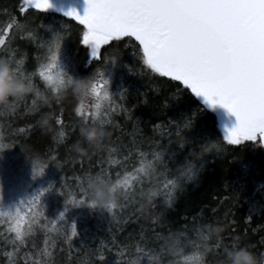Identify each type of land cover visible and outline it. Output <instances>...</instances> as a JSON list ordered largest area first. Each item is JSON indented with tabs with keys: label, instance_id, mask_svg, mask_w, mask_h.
Here are the masks:
<instances>
[{
	"label": "trees",
	"instance_id": "obj_1",
	"mask_svg": "<svg viewBox=\"0 0 264 264\" xmlns=\"http://www.w3.org/2000/svg\"><path fill=\"white\" fill-rule=\"evenodd\" d=\"M21 3L22 0H0V29L22 15L18 12ZM31 20L34 26L30 24L27 30L13 29L14 38L7 51L0 47V58L19 62L26 75L47 63L51 31L42 27L45 22L53 30L65 33L61 58L69 74L83 77L101 68V62L91 58L90 49L79 43L78 23L53 13L36 14ZM60 24L64 25L63 29ZM118 55L121 66L116 70L111 90L117 91L120 86L126 89L123 99L117 98L116 103L127 111L117 109L113 113L112 123L106 126L107 138L99 149L88 148L86 142L80 141L79 116L74 110L78 102L70 90H65L61 97L66 121L64 138L59 137L60 128L53 118L47 116L56 105L53 93L41 80L36 83L42 99L30 95L15 114L0 113V142L11 144V148L0 149V157L7 158V165L16 168L19 174L8 191L6 185L3 189L5 211H12L14 204L27 201L49 185L67 184L72 192L79 193L81 182L89 175H97L102 168L110 170L115 179V172L138 166L135 149L147 152L149 159L153 152L163 150L169 179L178 176L187 161L199 164L202 146L209 141L219 143L220 149L205 153L198 177L183 183L171 206L163 196L141 206L144 197L137 185L127 200L124 193H117V203L124 204V209H117L115 216L85 204L70 207L60 220L58 216L65 211V199L53 188L41 197L44 216L48 219L41 218L26 245L14 253L8 222L0 217V264H35L41 258L45 241L48 249L54 251V264H129L138 255L137 245L158 257L150 262L144 256L142 264H171L175 257L161 251L164 241L157 242L155 233L167 237L169 230L173 233L181 230L185 217L193 216L218 222V232H213V240L206 242L210 249L208 259L215 264L223 260L211 254L216 237L229 245L236 242L256 253L264 252V149L228 145L222 140L225 128L190 92L173 99V85L142 69L131 48H124ZM33 99L37 101L36 113L31 110ZM43 99L48 100V105L43 104ZM41 117L47 119V124L42 123ZM188 119L192 120V127L178 136V125ZM181 136L185 138L182 146ZM78 142L87 151L78 150L75 147ZM129 152L133 155L127 165L110 163L112 158L120 160ZM34 159L48 166L44 175L35 178ZM162 170L163 166L157 171ZM163 180V176L157 175L152 184L160 186ZM149 186L145 181V190ZM251 202L256 205V211L250 212ZM157 216L161 217L159 222L155 220ZM73 222L78 234L69 242L57 229L63 228L70 235L69 225Z\"/></svg>",
	"mask_w": 264,
	"mask_h": 264
},
{
	"label": "snow or ice",
	"instance_id": "obj_2",
	"mask_svg": "<svg viewBox=\"0 0 264 264\" xmlns=\"http://www.w3.org/2000/svg\"><path fill=\"white\" fill-rule=\"evenodd\" d=\"M55 7L53 0H22L18 8L22 15L0 29V47L7 51L14 38V28L27 30L30 24L34 26L32 16L45 14ZM65 15L79 23L77 39L90 49L92 59L101 62V68L83 77L69 74L61 62L65 33L51 30L49 26L51 36L47 46L50 56L47 63L32 69L31 75L25 74L19 62L3 58L34 89L19 100L13 98L11 113L15 114L30 95L41 98L36 83V80H41L54 96L56 107L47 116H51L59 126L60 138L65 136L63 129L66 121L63 119L61 99L65 90L74 92L77 98L78 106L74 110L79 116L80 141L85 142L81 132L85 126L98 127L107 133L106 126L112 123L113 113L117 109L127 111L122 104L116 103L117 98L123 99L126 89L120 86L119 90L112 91L111 87L116 70L121 66L118 53H122L124 48H131L142 69L173 85V99H179L185 92H190L201 99L203 106L214 109L219 105L227 109L235 117L233 126L225 127L222 136L228 145H251L264 149V0H87L86 14L80 15L72 10ZM28 35L31 36L32 32L29 31ZM36 103V99H33V113L38 112ZM164 103L167 105L168 101ZM43 104L48 105V100L43 99ZM41 120L47 124L46 118L41 117ZM192 123L188 119L178 125L176 134L179 136L184 129L191 128ZM106 138L107 135L103 138V144ZM184 139L181 136V146ZM78 146L79 142L75 147ZM87 147L91 148V145L87 144ZM220 147L219 143L213 141L204 144L199 153L200 163L187 161L181 166L179 175L172 179L167 176L169 170L163 150L153 152L149 159L147 152L135 149L138 166L133 165L130 170L125 167L123 172H115V179L110 170L102 168L97 175H89L86 181L81 182L79 193L72 192L67 184L59 187L49 185L27 201L21 200L15 211L4 210L3 186L0 184V217L6 218L8 222L13 253L26 245L27 238L33 234L34 226L40 224L41 218L48 219L44 216L45 206L41 203V197L53 188L65 199V211L58 216L60 220L73 206L86 204L93 209L97 208V202L89 196L94 181L108 182L112 193H124L125 200L138 185L139 194L144 197L141 206L151 204L158 196H163L165 203L171 206L183 183L198 177L204 165L205 153L219 150ZM3 148H11V144L0 142V149ZM108 151L111 153V147ZM132 155L129 152L120 160L112 158L110 163L127 165ZM161 166L163 170L158 173ZM47 167L39 159H34V178L44 175ZM157 175L164 177L160 186L152 184ZM145 181L150 185L147 190L144 188ZM117 209L123 210L124 204L113 202L107 211L115 216ZM252 211H256V205L251 202ZM155 220L159 222L161 217L157 216ZM185 221L181 230L175 233L169 230L167 237L155 233L157 242L164 241L161 251L175 257L171 264H215L208 259L210 249L206 242L213 240L212 233L218 229V222L200 216L190 219L185 217ZM69 227L70 235L63 228L57 231L70 242L78 234V228L74 222ZM241 247L249 249V246H241L236 242L226 244L222 238L216 237L211 254L223 257L224 260L230 249ZM135 251L138 255L129 264H142L144 256L150 262L158 259L151 252L146 253L139 245ZM256 254L264 258V252ZM53 256L54 251L48 249L45 241L41 258L35 264H54Z\"/></svg>",
	"mask_w": 264,
	"mask_h": 264
},
{
	"label": "clouds",
	"instance_id": "obj_3",
	"mask_svg": "<svg viewBox=\"0 0 264 264\" xmlns=\"http://www.w3.org/2000/svg\"><path fill=\"white\" fill-rule=\"evenodd\" d=\"M34 89L27 79L22 78L16 68L6 59L0 58V113H11L14 106L13 98L19 100L25 95L33 92ZM86 144L91 148L98 149L103 146V138L107 133L102 132L98 127L85 126L81 129ZM89 148V147H88ZM80 151H87L86 148L77 147ZM89 196L97 202V208L108 209V206L117 202V194L111 191L108 182L94 181L89 189ZM213 232H218L214 229ZM264 264V258L252 252L247 247L230 249L227 257L219 264Z\"/></svg>",
	"mask_w": 264,
	"mask_h": 264
},
{
	"label": "water",
	"instance_id": "obj_4",
	"mask_svg": "<svg viewBox=\"0 0 264 264\" xmlns=\"http://www.w3.org/2000/svg\"><path fill=\"white\" fill-rule=\"evenodd\" d=\"M53 3L56 5V7L54 9L49 10L47 13L57 14V15L65 17V18H68L65 15V13L68 11H72V10H76L80 15L86 14L87 0H53ZM68 19H71V18H68ZM71 20H73V19H71ZM73 21H75V20H73ZM75 22L78 23L77 21H75ZM196 99L202 104L201 99H199V98H196ZM204 107L216 116L219 123L224 128L233 126V124L235 122V117L233 115H231L227 111V109H225L219 105H217L214 109L209 108L207 106H204Z\"/></svg>",
	"mask_w": 264,
	"mask_h": 264
},
{
	"label": "rangeland",
	"instance_id": "obj_5",
	"mask_svg": "<svg viewBox=\"0 0 264 264\" xmlns=\"http://www.w3.org/2000/svg\"><path fill=\"white\" fill-rule=\"evenodd\" d=\"M42 24L41 25H42V27L44 29L49 30V31L53 30V27H52L51 24L45 23V22H43ZM60 25H62V24H60ZM49 26H50L51 30H50ZM63 27H64V25L61 26V29H63ZM55 28L56 27L54 26V29ZM61 56H62V54H61ZM61 62H62V65H63L62 58H61ZM18 178H19V174L17 173V169L16 168H10L7 165V158L4 160L3 158L0 157V183L3 184L2 185L3 186V189L5 188V185H6L7 186V191H8L9 190V187L10 186H13L12 185V182L18 180ZM17 206L18 205H15L14 204L13 207L11 208L12 211H15V208Z\"/></svg>",
	"mask_w": 264,
	"mask_h": 264
}]
</instances>
